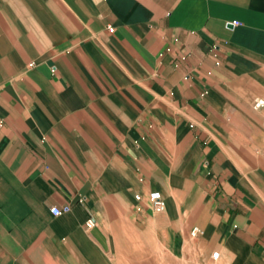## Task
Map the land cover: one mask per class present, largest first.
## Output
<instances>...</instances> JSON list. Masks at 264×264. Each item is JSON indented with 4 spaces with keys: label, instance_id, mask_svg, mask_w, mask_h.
<instances>
[{
    "label": "crops",
    "instance_id": "obj_1",
    "mask_svg": "<svg viewBox=\"0 0 264 264\" xmlns=\"http://www.w3.org/2000/svg\"><path fill=\"white\" fill-rule=\"evenodd\" d=\"M258 96L264 0H0V264H264Z\"/></svg>",
    "mask_w": 264,
    "mask_h": 264
},
{
    "label": "built area",
    "instance_id": "obj_2",
    "mask_svg": "<svg viewBox=\"0 0 264 264\" xmlns=\"http://www.w3.org/2000/svg\"><path fill=\"white\" fill-rule=\"evenodd\" d=\"M109 30L113 31L114 27L113 26H109ZM253 107L255 109H261L264 107V97H258L254 100L253 102ZM136 199L140 200L141 199V195L140 194H136ZM149 198L152 204V207L156 210H164L166 207V201L164 200V198L161 196V194L158 191H152L149 194ZM51 211L53 212V214L58 215L62 212V210L56 206L52 207ZM91 222V220H90ZM195 231L193 230V233ZM213 258L218 259L220 256V251L219 250H215L213 252Z\"/></svg>",
    "mask_w": 264,
    "mask_h": 264
},
{
    "label": "rangeland",
    "instance_id": "obj_3",
    "mask_svg": "<svg viewBox=\"0 0 264 264\" xmlns=\"http://www.w3.org/2000/svg\"><path fill=\"white\" fill-rule=\"evenodd\" d=\"M258 97H262V96H258ZM258 97H255L254 98V100L256 99V98H258ZM254 102V101H253ZM254 108V107H253ZM254 111H255V113H257V119H259L260 117H261V114H262V112H264V108H261V109H255L254 108ZM193 232V231H192ZM190 261H191V258H190ZM212 264V263H211Z\"/></svg>",
    "mask_w": 264,
    "mask_h": 264
}]
</instances>
